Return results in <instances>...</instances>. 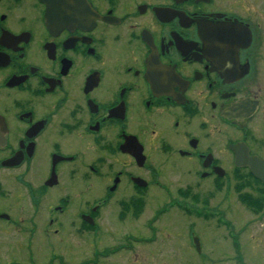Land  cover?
Wrapping results in <instances>:
<instances>
[{"label": "flooded vegetation", "instance_id": "1", "mask_svg": "<svg viewBox=\"0 0 264 264\" xmlns=\"http://www.w3.org/2000/svg\"><path fill=\"white\" fill-rule=\"evenodd\" d=\"M177 175L264 213V0H0V264H165Z\"/></svg>", "mask_w": 264, "mask_h": 264}, {"label": "rangeland", "instance_id": "2", "mask_svg": "<svg viewBox=\"0 0 264 264\" xmlns=\"http://www.w3.org/2000/svg\"><path fill=\"white\" fill-rule=\"evenodd\" d=\"M188 167L186 161L178 162L180 171L185 172ZM208 183L200 181L199 187H195L181 175L173 176L169 183L166 182L172 195L157 189L155 196L159 197L157 204H161L160 208L167 200L169 203L179 201L181 211L173 209L165 215L153 214L149 206L144 212L141 211L133 217L135 226L151 222L156 217L155 222L158 223L151 227L165 229L164 233L163 229H160V233L156 235L163 240V245H159L161 241L158 239L156 246L163 250L165 264H239L237 259L240 258L244 260L243 264H264V213L256 216L246 210L243 212V207L240 209L234 182L225 181L223 190L211 189ZM179 190L182 193L179 194ZM196 194L198 196H195ZM109 212L105 213V222H109ZM192 232L199 240L200 253L194 246L195 236H192ZM134 233L136 234V230ZM92 237L94 238L95 234ZM134 237L143 235L137 234ZM146 237L150 238L152 234ZM69 248L76 251L71 246ZM83 249L89 250L86 252L89 257L93 256L94 249L90 250L87 245ZM26 253V250L17 251L20 257H29L30 254L25 256Z\"/></svg>", "mask_w": 264, "mask_h": 264}, {"label": "water", "instance_id": "3", "mask_svg": "<svg viewBox=\"0 0 264 264\" xmlns=\"http://www.w3.org/2000/svg\"><path fill=\"white\" fill-rule=\"evenodd\" d=\"M194 244H195V246H196L198 252H200V249H201V248H200V243H199V240H198L197 238L194 239Z\"/></svg>", "mask_w": 264, "mask_h": 264}, {"label": "trees", "instance_id": "4", "mask_svg": "<svg viewBox=\"0 0 264 264\" xmlns=\"http://www.w3.org/2000/svg\"><path fill=\"white\" fill-rule=\"evenodd\" d=\"M183 209V208H182ZM188 209V208H187ZM189 211H191V210H189ZM189 213V212H188Z\"/></svg>", "mask_w": 264, "mask_h": 264}]
</instances>
